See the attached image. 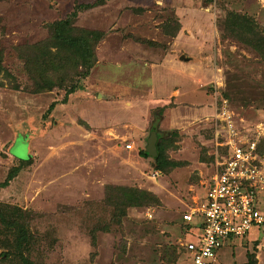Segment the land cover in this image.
Segmentation results:
<instances>
[{"label": "rangeland", "instance_id": "374dc122", "mask_svg": "<svg viewBox=\"0 0 264 264\" xmlns=\"http://www.w3.org/2000/svg\"><path fill=\"white\" fill-rule=\"evenodd\" d=\"M93 1L0 0V139L5 134L8 142L0 147V230L11 233L5 238L0 231V254L7 245L17 246L12 235L18 227H27L30 235L27 248H18L22 257L0 255V264H189L181 244L191 228L183 231L182 215L203 197L227 147L226 124L216 118L223 104L232 112L233 131L257 137L264 147V62L250 46L222 37L228 34L223 20L229 12L252 17L264 29V0H105L79 10L75 24L101 32L94 66L82 79L78 68L70 69L66 84L79 82L65 99L63 88L34 92L37 80L23 69L19 47L45 39L46 24L76 3ZM181 54L190 60L181 61ZM183 63L190 74L199 72L196 89L153 94L156 100L142 104L145 112L123 121L127 125L99 117L127 106L118 101L105 110L111 98L107 81L123 78L125 86L133 74L140 82L149 76L155 92L160 81L182 77L159 67ZM88 77L97 82L91 86L106 82L87 89ZM245 95L257 100L246 102ZM86 118L94 121L89 129L81 125ZM152 130H158L157 142L175 164L165 172L140 154ZM5 146L16 160L7 158ZM115 186L147 190L151 199L125 205L128 189L112 196ZM233 240L230 248L244 251L246 263L258 230ZM221 260L231 259L223 253Z\"/></svg>", "mask_w": 264, "mask_h": 264}, {"label": "built area", "instance_id": "2783aa9c", "mask_svg": "<svg viewBox=\"0 0 264 264\" xmlns=\"http://www.w3.org/2000/svg\"><path fill=\"white\" fill-rule=\"evenodd\" d=\"M231 113L223 104L216 114L226 124L227 150L203 197L182 215L191 225L190 236L181 244L189 264H222L219 251L252 229L258 230L259 240L248 252L255 264H264V152L258 151L257 137L238 136L233 131Z\"/></svg>", "mask_w": 264, "mask_h": 264}, {"label": "trees", "instance_id": "16d2710c", "mask_svg": "<svg viewBox=\"0 0 264 264\" xmlns=\"http://www.w3.org/2000/svg\"><path fill=\"white\" fill-rule=\"evenodd\" d=\"M104 1L105 0H94L91 3H76V5H74V9L67 13L64 17L46 24L48 35L45 39L39 42L27 43L19 47L24 51L20 53L23 69L29 70L31 73H33L34 78L37 80L35 89H33L34 92L52 90L54 88H63L65 90V99L69 93L75 91L77 82H79V79H76L74 82H72L73 84H66L65 80L68 78L67 75L70 74L69 71L73 70L72 73H76V69L78 68L79 73L77 74L79 75L78 78L80 79L85 78L89 74L91 67L96 62L94 47L96 41L101 36V32L97 29L78 26L75 24V21L79 10L100 5L101 3H104ZM141 9L142 8H138L135 11H140ZM223 22L228 32V34L225 36L223 33V38L231 37L242 42L244 45L250 46L264 62V29H258L257 23L252 17L229 12ZM177 28L178 25L176 24V26H174V30L176 29L177 31ZM239 92L240 91H237L236 94ZM222 94L229 96L228 91L225 89L223 90ZM238 95L242 96L240 93ZM244 97L250 100H245L246 102L250 103L257 100L256 98L247 95ZM260 99H263L264 101V91L263 94H261ZM54 104L55 103L50 104V106L47 108V112L52 110ZM262 143H260V147L258 149V151L261 153L264 152ZM156 150L157 154L153 158L154 168L165 172L169 166H175L173 161H169L164 156L161 150V143L156 142ZM226 150L227 147H225V151ZM140 154L141 156L148 157L146 150H140ZM30 157L31 156L28 155V158L24 159V163L27 162ZM19 163L20 165L22 164L21 162ZM15 172L16 171L11 173L9 172L8 177L14 176ZM1 185L2 184L0 183V186ZM127 189V196L124 199L125 205H140L143 203V201L146 203V198L151 199V197L146 196L148 195L147 193H150L149 191L126 186H115L113 188L115 194L112 192V190L109 193L112 196H115L116 192L122 194ZM152 199H156V197H152ZM116 200L117 199H112L110 200V203L113 205H118L117 208H119V206H123L122 202H116ZM121 210L123 211V209ZM24 211H26V213L30 212L25 209ZM182 222L184 224L182 227L183 231L189 230V228H191V225L185 224L183 219ZM13 223H11V225ZM4 224H9V222L6 221ZM27 230V227H18L17 231L15 230L12 235L17 246H12V243L10 248L9 245H7L8 251L2 252L0 255L8 257L9 254H12L11 256L15 258L16 256L22 257V254L19 252L18 248L22 247V245L24 246V249L25 247L27 248V244H24V241H26V239L30 236ZM1 232H3L1 235L5 236V238L11 235V233L5 229ZM6 244H8V241ZM24 263L29 264L27 261ZM243 264H255L251 254L248 255V261Z\"/></svg>", "mask_w": 264, "mask_h": 264}, {"label": "crops", "instance_id": "0c3cea01", "mask_svg": "<svg viewBox=\"0 0 264 264\" xmlns=\"http://www.w3.org/2000/svg\"><path fill=\"white\" fill-rule=\"evenodd\" d=\"M135 50L136 49H134V51ZM138 50H136V51H138ZM179 59L181 61H185L186 62V61L190 60V57L187 56L186 59H181L180 56H179ZM184 63H183V65L181 67L179 66L178 68L176 67L175 69L171 68L172 70L170 69V66L171 65L177 66V65H175V64H171L170 65L169 64V66L168 65L167 66L163 65V67H159V68L163 69V71H166V72L167 71L171 72V73L172 72H177V74L182 75V77L180 76V79L172 78L173 80L172 79L171 80H166L164 82L160 81V85L158 87L155 84V86H156L155 92L152 91V83L149 82V79H148L149 76H148V78L146 79L145 82H140V81L135 80L136 78H135V76L133 74L131 79H129V82H125V83H128V84L125 85L126 86V90H123V88H125V86H123V82H122L123 78H119V79L111 81V82H109V81L106 82L105 81L106 82L105 88H107L106 90H108L109 91L108 93L111 94V96L109 95L111 98L105 100L106 104H109V105H107L105 110L107 111L110 108H115L116 103H118V101H122L125 104V106L126 105L127 106L125 108H122V107H121V109L119 108V111H117L116 114L109 115V113H106L105 115H103V114L99 115V117L103 118V119L106 118V120H115L117 122H122L123 125H127V124H125V122L128 123L130 121V119L132 121L138 120L139 119V115H141L143 112H145V110L142 109V104L149 103L148 101H151V99L152 100H156V99H154L156 96H154L153 94H158V96H166L167 95L166 93H169L170 90H172V89L173 90L174 89L175 90H178V89L180 90V88H181L184 91H190V90L196 89V88H194L193 80H195V84H196V79L199 78V76H200L199 72L190 74L188 71L184 70V69L187 68ZM136 69L137 68L134 67V72H135ZM147 75H148V72H147ZM153 79H154V77H153ZM87 82H88V84H90V87L87 88V89L101 88L102 84L105 83L104 81L101 80L100 84L98 86H91L93 83L95 84L97 82H96V80L94 82H92V80H90L89 77H88ZM88 84H86V86ZM142 87H144V89H142ZM171 87H172V89H171ZM85 89L86 88L82 89V91L86 92ZM119 94H121L123 96L121 98H115L113 96V95H118L119 96ZM59 106H60V104L57 106L58 109H59ZM135 111H137V112H135ZM87 113L88 112L86 111V114L85 113L84 114L88 115ZM138 113H140V114L138 115ZM123 121H125V122H123ZM167 122L169 123V125L172 124V122L170 120H168ZM90 123H94V121H91L89 118H86L85 121L82 120L81 125L84 126V128L89 129L90 128ZM115 125H117V123H115ZM135 125L136 124L134 123V126ZM109 129H110L111 132H113L112 131L113 130L112 127L109 128ZM157 134H159V133L157 132ZM11 136H12V134H11ZM5 137H6V135L4 134V138L0 139V147H1L2 144H4ZM33 141H34V139H32V138L31 139L30 138L27 139V147H26V149H27V153L28 154H30V152H31ZM156 142H157V140H156ZM7 144H8V142L6 144H4V145L7 146ZM6 146H5V152H6L5 154H6L7 158L9 160H13V159L16 160V158L14 156L10 155V153L6 149ZM220 251H221V253H220ZM220 251H219V259H220V262L222 264H235V263L236 264H243L244 263V260H245L244 251H241L240 253H238L239 251H237V252L232 251V249L230 248L229 245L224 246ZM223 253H227L228 254V257L231 259V260H229V263H225L223 260H221V254H223Z\"/></svg>", "mask_w": 264, "mask_h": 264}, {"label": "water", "instance_id": "95a60500", "mask_svg": "<svg viewBox=\"0 0 264 264\" xmlns=\"http://www.w3.org/2000/svg\"><path fill=\"white\" fill-rule=\"evenodd\" d=\"M181 59H186L187 57L183 54L180 55ZM157 132L152 130L149 132L148 136L146 137V152L149 157L154 158L157 154L156 150V140H157Z\"/></svg>", "mask_w": 264, "mask_h": 264}]
</instances>
